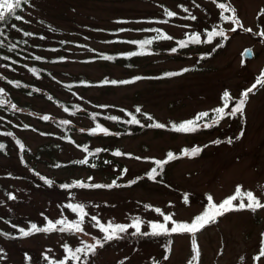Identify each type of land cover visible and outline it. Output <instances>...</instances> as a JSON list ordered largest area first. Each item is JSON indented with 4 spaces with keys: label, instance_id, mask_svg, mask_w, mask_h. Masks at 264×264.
I'll return each instance as SVG.
<instances>
[{
    "label": "rangeland",
    "instance_id": "obj_1",
    "mask_svg": "<svg viewBox=\"0 0 264 264\" xmlns=\"http://www.w3.org/2000/svg\"><path fill=\"white\" fill-rule=\"evenodd\" d=\"M218 2L235 8L243 27L222 20L221 10L212 0H32L26 24L44 30L55 40H66L64 49L68 59L45 64L53 79L35 76L19 66L11 67L0 61L3 98L18 109H11L5 115L0 111V141L7 150L0 151V229L10 235L6 238L0 234V264H47L42 258L45 253L59 261L67 255L64 245L75 249L88 243L86 239L92 243L102 239L104 234L90 219L93 215L101 223L114 225H130L139 218L141 230L148 231L152 222L173 226L155 209L173 215L178 222L191 223L196 214L207 208L208 196L219 204L235 194L237 186L243 191H252L264 203V87L257 85L249 93L243 114L225 115L218 124L201 127L193 133L149 129L137 136L117 138L110 130L104 134L97 128L95 135L76 130L74 137L87 145V151L63 141L53 119L69 120L84 130L94 129V123L86 117L68 114L42 94L75 102L83 109L104 112H111L112 105L140 103L172 125L193 119L202 112H208L209 116L200 123L210 121L206 119L215 116V109L225 107L224 93L227 92L230 99L225 113L230 112L242 93L264 74V36L260 35L264 32V0ZM179 5L187 7L197 19H185L189 13L183 12ZM165 8L177 15L165 16ZM219 24L224 27L226 38L212 57L207 58L200 52L201 43L188 48L186 58L169 49L176 37L204 34V28ZM143 26L162 27L172 37L159 43L166 50L164 54H149L137 61L140 64L136 68L104 60L83 63L78 59L92 54L91 48H128L130 45L118 42L117 37L142 35ZM233 27L235 32L231 31ZM247 47L255 53L249 60L242 57ZM188 67L193 68L180 75L166 76L163 72ZM80 75L94 81L117 78L134 82L104 85L94 82L71 93L57 81V78L69 80ZM9 78L22 79L42 93L34 96L23 93L12 87ZM44 116L48 119L44 120ZM9 132L12 135H6ZM14 136L30 149H21ZM217 140L221 142L214 143ZM193 147H200L202 151L195 157L185 156L169 163L155 180L146 175L155 168V161L163 159L169 151ZM117 148L128 154L114 155ZM97 149L101 151L97 153ZM108 158L112 161L108 162ZM81 160L88 163L81 164ZM41 176L53 181V185L45 184ZM80 180L103 185L115 182L119 186L61 187ZM134 180L135 183L126 184ZM68 203L86 206L88 216L82 233L57 231L21 236L18 229L28 230L32 223L44 227L48 220L79 219L66 207ZM132 230L135 229L129 227L128 231ZM262 233L264 209L230 211L195 234L200 253L198 264H264V257L259 262L253 259L258 255ZM192 249L193 236L188 233H175L169 251L161 237L136 243L114 240L98 248L87 264H189L194 255ZM73 262L68 260L67 264Z\"/></svg>",
    "mask_w": 264,
    "mask_h": 264
},
{
    "label": "trees",
    "instance_id": "obj_2",
    "mask_svg": "<svg viewBox=\"0 0 264 264\" xmlns=\"http://www.w3.org/2000/svg\"><path fill=\"white\" fill-rule=\"evenodd\" d=\"M32 5V0H29L27 4H22L21 9L17 10V14L21 15L23 17L22 20L17 21L14 18L11 19L7 24H0V27L4 28V36L0 37V39H3L4 41V46L0 47V61L7 64L8 66L15 67L19 66L25 70H28L29 73L35 75V76H48L51 79H53V75L49 71V69L45 66V64H57L61 63L65 60L68 59V55L65 52V43L66 40L64 39H53V37L48 36L44 30H37L29 27L26 24L27 20V9L29 6ZM16 25L15 28L12 27V25ZM144 32L142 35L138 36H133V37H117L118 42L121 43H127L130 46L128 48H123V49H95L91 48L92 54L78 57V59L83 62H91L95 60H104V61H109V62H114V63H121L127 68H136L139 66L140 63L137 61L141 58L149 56V54L152 53H161L164 54L166 52L165 49L161 45H159L160 42L163 41V39H153L158 35L157 32L155 31H150V29H159L160 33L159 34H166V30H164L162 27H149V26H143L142 27ZM213 28H216L219 30V28L224 27L222 25H215V27H210V28H204L202 33H199L201 35V50L200 52L207 58L212 57L217 50H219V47L222 45L223 46V37H215V39H218L216 43L213 44V41L211 43H205L204 41L207 39V33L211 31ZM149 31V32H148ZM23 32H29L32 33L30 36H24ZM193 34L190 33L185 36L181 37H176V41L174 44H172L169 49L171 50L173 48L176 49L175 53L178 54L179 56H182L180 58H186L188 56V48L194 46V44L189 43L188 46L181 48L179 45L180 40H188V37ZM145 39H153V43L151 45H146L144 52L145 54L143 55H136V56H129L128 54L131 52H140V45L138 43H130L131 41H141ZM26 41V42H25ZM15 45V48L12 49L11 51L9 48ZM207 47V48H206ZM164 52V53H163ZM170 53V52H169ZM210 54V55H209ZM172 55V54H171ZM39 56L41 57L40 60H36L35 57ZM104 56H110L112 59H104ZM3 57H7V59H4ZM204 57V58H205ZM198 60H201L198 58ZM196 65V64H194ZM193 68V67H188ZM32 69H35V72L32 71ZM164 74L166 75L167 73H183V70H178V71H170V69H165ZM178 74V75H180ZM167 76V75H166ZM107 80L110 82L115 80L119 82L120 80L117 78H110V79H100V81H94V79L88 78L85 75H80L78 77H75L73 79L69 80H64V79H59L57 78V81L61 83V86L66 90L71 93H74L77 88H86L89 85H92L94 82L97 84H102L104 85V81ZM8 81H11L12 87H14L17 90L22 91L23 93H27L28 95H37L42 93L40 89L35 88V86L31 85L29 86L24 80L22 79H11L9 78ZM118 84V83H117ZM44 96L58 106H60L65 112H67L70 115H78L82 117H86L90 119L94 123V129H96V132L93 133V129L91 130H84L80 127H76L72 122L66 119L62 118H54L53 123L58 129L60 130V134L58 136L61 137L63 141L66 142H71L75 146L80 147L81 149H86V144L79 142L76 140L74 137V132L76 130L86 132L88 134L95 135L97 134V128H106L107 130H110L115 137L117 138H124V137H130V136H137L149 129H154V130H172L171 125H168L167 122L160 120L158 117L154 115V113L150 110L145 109L144 107L141 106L140 103H134L132 105H112V111H100V110H93V109H83L79 104L75 102H70L69 100L62 99L57 96H52L51 94L48 93H42ZM8 99V98H7ZM139 107L141 111L139 113L136 112V108ZM11 107H8L7 105L5 106H0V111L5 115L8 112L12 111ZM128 113H131L133 116H135L139 121L140 124H130L127 123V121L131 120L132 116L128 115ZM115 116L117 117L116 120H111L108 119V117ZM148 116H151L152 119L149 120ZM215 116L210 117L209 119L206 120H211ZM51 120V119H50ZM63 121H68L67 124L62 123ZM206 122V121H205ZM153 123H162L165 125L164 128H153L149 127L148 125L153 124ZM181 123V122H179ZM178 123V124H179ZM174 131V130H172ZM176 132V131H174ZM179 133V132H176ZM16 141H19L21 144L24 146V150H29L30 147L25 145V143L18 137L14 136ZM0 144H3V141H0ZM5 146V145H4ZM3 153H6V147H4L3 150H0ZM115 151H120L121 153H124V155L128 154V151H125L121 148H117ZM168 152V151H167ZM170 152V151H169ZM168 152V153H169ZM182 151L179 152H171L175 156H178L179 158L174 159L168 163H166L163 166V169H160L157 165H155V168H157V172L159 174H163V172L166 170L167 166L169 163H172L174 161L180 160L184 158L185 156L182 155ZM167 153V154H168ZM123 155V156H124ZM167 155L163 159H158V160H166ZM108 162L112 161L111 159H107ZM61 164V163H60ZM151 171H148L146 175L148 176V173ZM159 176V175H158ZM157 176V177H158ZM149 177V176H148ZM81 181V180H80ZM86 183L85 181H82ZM126 184H132V181H127ZM122 185H124L122 183ZM202 213H198L196 215H200ZM195 215V216H196ZM135 230L132 231H127V233L122 234L123 238L122 239H117V242L124 240L128 242H140L143 239L146 240H152L155 237H161L162 240L164 241L165 247L167 250H170L171 242L173 239V236L175 233L170 234V235H161V236H143V235H132V233ZM151 230L148 231H142V232H150ZM0 233H6L2 229H0ZM6 238L10 237V235H3ZM88 243H92L90 240H85ZM116 241V240H115ZM112 242V241H111ZM98 249L96 250L95 255L97 254ZM95 255H91L87 258V260L93 258ZM72 264H77V262H73Z\"/></svg>",
    "mask_w": 264,
    "mask_h": 264
},
{
    "label": "snow or ice",
    "instance_id": "obj_3",
    "mask_svg": "<svg viewBox=\"0 0 264 264\" xmlns=\"http://www.w3.org/2000/svg\"><path fill=\"white\" fill-rule=\"evenodd\" d=\"M29 0H0V24H7L11 19H15L17 21H20L23 19L21 15L17 14V10L21 9L22 4H27ZM212 3L216 4V6L221 10L220 12V17L224 21L231 22L232 25L238 26V27H243L241 24L240 20L236 16V10L233 8L230 4L228 3H223V2H218V0H212ZM199 7V5H196ZM183 12L189 13L188 16L185 17V19H190V20H196L197 17L194 15L190 14V11L187 7H184L183 5H179ZM225 13H231L230 15H225ZM164 15L172 18L177 15L176 12L164 9ZM122 22V21H118ZM164 23H167V21H163ZM13 28L16 27V25H12ZM120 31H124L121 29ZM150 31H155L158 33L156 37L153 39H163V40H171L172 37L168 36L166 34H159L160 30L159 29H150ZM231 31L235 32L236 27L231 28ZM247 31H251V29H247ZM24 36H30L32 33L29 32H23ZM261 36H264V32L260 33ZM4 36V28L0 27V37ZM215 37H223L226 38V33L223 28H219L217 30L216 28H213L211 31L207 33V39L204 41L205 43H211ZM153 39H145L141 41H131L130 43H138L140 45V52H131L128 55L129 56H136V55H143L145 54L144 49L146 45H151L153 43ZM26 42V41H25ZM201 41V35L199 33H193L188 37V40H180L179 45L181 48L188 46L189 43L191 44H200ZM4 46V41L3 39H0V47ZM15 48V45H12L9 50L11 51L12 49ZM171 51L175 52L176 49L173 48ZM210 55V54H209ZM4 59H7V57H3ZM104 59H112L110 56H104ZM36 60H40L41 57L36 56ZM33 72H35V69H32ZM183 71H188V69H184ZM180 73H167V76H175ZM136 80L141 79V77H136ZM134 81H111V84H128L132 83ZM11 83V81L9 82ZM105 84L109 83V81L105 80ZM257 85L264 87V74L261 75L256 80V83L252 85V87L248 88L242 93V98L238 100L236 103L235 107L228 113H225V107H227V101L230 99L229 93L225 92L224 97H225V107H220L214 110L215 112V117L212 118L210 121H206L203 124L200 123L201 120H204V118L209 116L208 112H202L197 114V116L193 119H189L187 121L181 122L179 124L173 123L171 125L172 130L179 132V133H193L199 130L201 127H212L216 124L219 123L221 119L225 117V115L229 116H235L236 114H243L244 107L246 105L249 93H251ZM4 97V90L0 89V106H4L5 104H8V102L3 98ZM9 107L12 109H16V105L14 104H8ZM18 110V109H16ZM141 109L139 107L136 108V112L139 113ZM128 115L132 116L131 120L127 121V123L130 124H140V121L133 116L131 113H128ZM44 120H47L48 117L44 116ZM108 119L111 120H116L117 117L112 116L108 117ZM148 119L151 120L152 117L148 116ZM62 123L67 124L68 121H63ZM149 127L153 128H164L165 125L162 123H153L148 125ZM93 133L96 132V129L92 130ZM99 131L104 133V134H109L108 130L106 128H99ZM6 135H12V133H6ZM221 141L217 140L214 141V143L219 144ZM231 139L228 140V143H231ZM18 144H20L21 149H23V144H21L19 141H17ZM4 145L0 144V150L4 149ZM87 151V149H85ZM97 153L101 151L100 149L96 150ZM202 149L200 147H193L191 149H184L182 152L183 156H188V157H195L197 156ZM116 156H121L124 155V153H121L120 151H116L114 153ZM179 158L178 156H175L173 153L169 152L167 154V159L166 160H156L155 164L160 168L163 169V166L174 160ZM81 164H86L88 163L87 160H81L79 161ZM59 167V165H57ZM125 172L127 171L126 169L124 170ZM159 175L157 172V168H152L151 172L148 173V176L150 179L155 180L156 177ZM40 179L47 184L48 186L53 185V181L45 179V177L41 176ZM136 181H132V183H135ZM119 185H116L115 182L113 184L109 185H103V184H86L82 181H77L72 185L69 184H64L61 185L62 188L64 189H69L71 187H79V188H111V187H116ZM11 199H15L14 196L10 197ZM185 202H187V197L184 198ZM208 206L207 208L202 212L200 215H196L193 218V221L191 223L188 222H178L173 219V215H166L161 212L160 209H155L157 213H160V215L163 217V220L165 222H171L173 225L171 228L167 226V223H160V222H152L150 223V232H142L141 230V221L139 218H136L130 225H124V224H112L111 222L104 224L101 223L99 218L96 217L95 215L91 216L90 219L95 222V226H98L99 231L103 233L102 239H95L94 243H83L82 247H77L75 249L70 248L68 245H64L65 252L67 255L64 257V259L56 261L53 260L49 257L47 253L43 254L42 258L47 262V264H67L68 260L75 261L77 264H87V258L91 255H95L96 250L98 248H102L105 243L117 240V239H122L124 233H127L129 227L135 229V231L132 233V235H143V236H161V235H170L173 233H188L193 236V258L192 260L189 261V264H198V259H199V249L196 245L195 242V234L205 228L209 224H215L218 220L219 217L225 215L226 213L230 211H243V210H249L251 212H257L260 209H264V203L261 202L259 198H257L252 191H243L240 186H237L235 190V194L225 198L222 202L219 204L213 203V197L208 196ZM239 201L238 204L234 203L235 201ZM245 200H247V203H245ZM68 209H71L73 213H76L79 217V219L74 220V221H69L67 219H59L53 222L52 220H48L46 226L44 227H39L37 224L32 223L30 225V228L28 230H25L24 228H19L18 231L20 232L21 236L27 237L30 235H33L35 233H52V232H61V233H82L84 231L82 225L84 223L85 217L88 216V213L86 212V206L83 203H68L66 205ZM98 207V206H97ZM150 207V206H146ZM13 227H16L13 225ZM3 235H8L7 233H0ZM262 239L258 251V255L253 257V259L257 262L261 260L262 257H264V233L261 234ZM2 251V250H0ZM50 251V250H49ZM27 260H31V257H27ZM167 259V257H165Z\"/></svg>",
    "mask_w": 264,
    "mask_h": 264
},
{
    "label": "water",
    "instance_id": "obj_4",
    "mask_svg": "<svg viewBox=\"0 0 264 264\" xmlns=\"http://www.w3.org/2000/svg\"><path fill=\"white\" fill-rule=\"evenodd\" d=\"M254 55V51L251 47H247L244 51H243V56L246 58V59H250L252 58Z\"/></svg>",
    "mask_w": 264,
    "mask_h": 264
}]
</instances>
